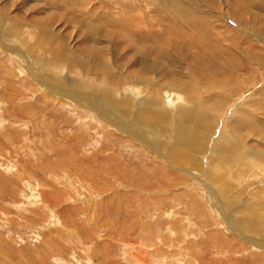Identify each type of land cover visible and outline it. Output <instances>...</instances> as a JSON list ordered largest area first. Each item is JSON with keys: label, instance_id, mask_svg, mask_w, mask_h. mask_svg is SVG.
<instances>
[{"label": "rangeland", "instance_id": "374dc122", "mask_svg": "<svg viewBox=\"0 0 264 264\" xmlns=\"http://www.w3.org/2000/svg\"><path fill=\"white\" fill-rule=\"evenodd\" d=\"M258 1L0 0V264H264Z\"/></svg>", "mask_w": 264, "mask_h": 264}, {"label": "crops", "instance_id": "0c3cea01", "mask_svg": "<svg viewBox=\"0 0 264 264\" xmlns=\"http://www.w3.org/2000/svg\"><path fill=\"white\" fill-rule=\"evenodd\" d=\"M261 2H263L264 0H260ZM260 1H258L257 3H256V5L258 4L259 5V7H261L260 9H263V6H264V4L262 5V3H260ZM261 11V10H260ZM263 11V10H262ZM260 20L261 21H263V23H261L260 22ZM256 22H257V24L254 26L255 28L254 29H251V36L252 35H255V34H257V36H256V38H258V35H263L264 36V14L262 15V17H257V20H256ZM253 32H254V34H253ZM254 36V37H255ZM259 39V38H258ZM261 39V38H260ZM252 54V51H251V53H250V55ZM261 56H263L262 55V53H261Z\"/></svg>", "mask_w": 264, "mask_h": 264}, {"label": "bare ground", "instance_id": "6f19581e", "mask_svg": "<svg viewBox=\"0 0 264 264\" xmlns=\"http://www.w3.org/2000/svg\"><path fill=\"white\" fill-rule=\"evenodd\" d=\"M105 96H106V94H104ZM198 148V147H197ZM178 151V150H177ZM180 152V151H179ZM182 153V152H181ZM185 153V152H184ZM175 154H176V152H175ZM182 155V154H181Z\"/></svg>", "mask_w": 264, "mask_h": 264}]
</instances>
